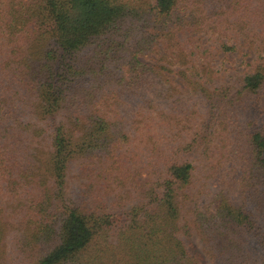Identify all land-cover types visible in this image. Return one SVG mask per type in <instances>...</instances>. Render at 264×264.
I'll list each match as a JSON object with an SVG mask.
<instances>
[{
	"label": "trees",
	"instance_id": "trees-1",
	"mask_svg": "<svg viewBox=\"0 0 264 264\" xmlns=\"http://www.w3.org/2000/svg\"><path fill=\"white\" fill-rule=\"evenodd\" d=\"M193 34L264 50V0H0V264H264V63Z\"/></svg>",
	"mask_w": 264,
	"mask_h": 264
},
{
	"label": "rangeland",
	"instance_id": "rangeland-1",
	"mask_svg": "<svg viewBox=\"0 0 264 264\" xmlns=\"http://www.w3.org/2000/svg\"><path fill=\"white\" fill-rule=\"evenodd\" d=\"M192 40L194 49H197L199 53L203 49L210 52V65L213 69L218 70L219 73L222 74V79H229L236 73L251 71L257 64L264 63V50L257 51L254 46L247 47L244 44L240 45V39H229L226 42L227 45H236L235 50L228 52H223L219 48V41L214 35L193 34ZM222 41H224V39H222ZM198 52L195 54L197 58L199 55ZM145 61L152 62L150 59H145ZM170 68L173 69L174 66H171ZM167 76L170 78V83L178 86L182 85L178 76H174L171 73ZM188 76H193L192 71H188ZM258 93L259 96L257 100L256 97L244 100L243 109L241 110L240 115L243 114L249 118L253 127H258L261 130H264V88ZM0 203H3L1 198ZM189 247L200 251L195 237L189 239ZM5 250L8 255L10 251L7 248ZM199 264H210V261L202 256Z\"/></svg>",
	"mask_w": 264,
	"mask_h": 264
}]
</instances>
